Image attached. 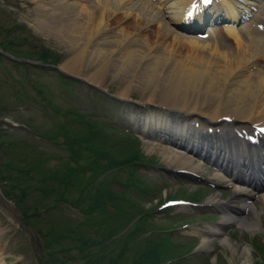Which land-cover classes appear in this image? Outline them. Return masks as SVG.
Instances as JSON below:
<instances>
[{
    "label": "rangeland",
    "instance_id": "1",
    "mask_svg": "<svg viewBox=\"0 0 264 264\" xmlns=\"http://www.w3.org/2000/svg\"><path fill=\"white\" fill-rule=\"evenodd\" d=\"M36 1L0 0V46L2 45L13 51L19 60L25 59L27 62H32L30 65L25 63L17 65L9 58H3L2 63L0 62V177L7 176L8 171L12 174H8L12 179L0 181L1 185H8L7 189L2 185L1 190L6 196H8V190L14 195L12 199L15 202H12V204L16 206L18 214V210L23 211L22 208H28L29 214L32 213V215L41 214L35 219L31 217L27 228V226H23L22 223L19 224L15 220L13 221V219L8 218L6 213L2 214L0 211V257L4 258L1 264H39L38 255H40V252L37 249L41 243L43 246L50 245L42 248L41 257H45L44 261L49 256L46 264H54L56 256L61 259L68 255L71 257L64 259L63 264H84V260L79 259L80 251L74 247L75 243L79 244V234L83 235L85 232V236L96 239L95 244L92 243L89 246L94 261L97 256L103 254L117 255V252L124 245L133 246L131 250L137 245H140L143 249L147 244H150L148 243L149 240L157 239L159 235L163 237L162 243L168 242V234H158L145 240L148 229L153 230L156 228L174 230L171 236V244L173 245L182 240L185 246L189 247V243L194 242L197 250L193 251L191 255L198 254V251H201L200 242L202 238L198 241L197 238L193 239L195 237H191L192 234L195 235L194 228L199 231L209 230L211 225L215 226L219 223L222 216L214 211L211 206L199 207V209L194 210L192 206L188 205L186 208H169L165 212L161 209L167 206L165 202L169 199L168 197L188 199L189 197L186 198L185 195L191 191V194L195 192L194 196L204 203L210 194L215 195L217 192H212V190L206 188L207 186L195 187L190 181L181 184L177 180L179 176L171 179L175 177L171 173V176L165 173L160 175L164 178V183H160V178L155 173L158 170L155 165L159 168L166 167L169 169L177 167L169 164L160 152V147H164L165 144H160V147L157 146L152 149L151 147L155 141L146 144L139 138L140 143L131 136L126 135L127 138L122 136V133L118 134V132L113 131L110 134L115 139H121H116L121 149L113 150L117 163L110 162L108 158H105L104 152H101H108L112 149L110 142L105 143V139L110 138V136L105 135L108 130V127L104 124L105 121L110 126L112 123L109 121L114 120L119 126H123L120 129L132 127L131 118L145 115L148 107L151 110L160 109L159 106L163 104L165 94L173 91L174 86L171 85L173 80H179L182 77L183 66L176 61L179 64L177 67L179 66L180 71L175 73H179V76L172 77L173 70L161 66L159 72L152 75V81H148L147 77H149L150 72L143 68L144 63L140 61V53L137 57H133L135 63L129 62L132 57L131 52L123 50L121 46L116 47L114 45L116 44L115 41L130 38L136 40L135 43L138 42L136 47L138 50L141 41L149 40L152 36V33H145V30L142 29L145 24L141 22L149 16L151 20L157 19L154 15L155 11H151V14L147 13L146 17L145 11L143 12L137 8L134 12H131L132 14H129L127 20L123 21V18L120 17L126 15L124 13L126 10L114 6L113 9L117 10L118 8V10L114 12L106 28L110 30L109 35L115 32V38L113 37V41H110L109 45H104L105 41L101 40L102 43L96 47L97 51L93 47L96 44L93 40L98 32L94 34L92 27H90L91 11L89 9L86 10L88 12L84 13L86 21L81 20L84 17L83 15L80 18L77 17L80 22L76 20L72 25L70 16L80 6L77 7V4H71V6L66 4L64 0H38L41 4ZM83 2L84 0L78 2V4L81 5ZM131 2L132 0L129 3L133 6L135 2ZM64 4H66L65 7ZM139 14L140 16L144 15L140 17ZM40 19L42 20L40 21ZM112 19L115 23L111 21ZM84 22L86 23L84 25L85 29L83 25H80ZM68 26L71 28H68ZM137 27L140 28L137 29ZM67 28L73 30L68 32ZM106 28L103 29L104 32ZM125 30L127 31L124 33ZM92 34H94V38H91ZM83 36L84 39H82ZM212 38L210 37L207 40L211 42ZM230 45L233 47V43H230ZM75 46L79 48H75ZM85 46L87 49L84 48ZM116 48L118 53L114 52L117 50ZM120 52L122 57L116 58L120 55ZM151 53L149 51L147 55L149 56ZM43 55H45L44 61L39 60V57ZM76 55H79L82 60H79ZM112 55L116 57H112ZM73 56H76L75 59ZM123 57L127 63L122 62ZM113 58H116V61ZM184 58L185 55L181 57V60L187 63L188 59ZM177 59L180 61V57ZM74 61H77V63ZM65 62H69L73 67H67ZM44 63H46L45 66ZM112 63L115 64V67ZM129 63L132 64L129 65ZM61 66L67 68L63 69ZM68 68L70 69L67 70ZM262 68L263 66H256L254 72L252 71L254 69H251V71L246 70L245 75L247 74L249 77L253 75L256 79L261 78ZM73 69L75 72H70L74 71ZM124 72L126 75H124ZM141 73L142 75H140ZM165 73L169 74L166 75ZM245 75L243 76L244 79L246 78ZM253 81L256 80L253 79ZM262 82L264 83L263 80ZM89 85L92 87H88ZM165 87L167 88L165 89ZM95 91L111 93L121 102L118 105L113 104L114 106L112 105V108L104 114L103 112L98 113L101 107L106 108L109 105L102 102L100 97L98 98L99 94L97 95ZM95 101L98 103H95ZM141 102L148 103L149 106L147 108L140 107L138 104H142ZM134 106L139 108L135 113L133 111ZM91 119L99 122V130L89 127V123H92ZM245 127H248V124H245ZM126 139L133 141L139 152V158L135 161H154V163H145L143 166L136 164L134 170L127 167L126 162L121 166L124 150L130 147ZM60 142L65 145V148L62 147ZM68 142L70 143L69 149L67 148ZM82 147L96 152L94 155L96 160L91 163L90 167L87 166L92 160V153L82 150L83 157L77 166L78 170H81L80 181L76 182L77 186H70L68 183L70 174L73 171L72 165L78 161ZM100 152L101 155L99 156ZM193 163L197 164L200 161L194 158ZM5 165L6 167L10 165L12 169L7 170ZM200 167L201 170L198 171L201 174L207 177L213 175L209 170V164H201ZM194 174H197V172ZM10 184L14 188H11ZM20 188L23 196L26 195L22 199H18L17 195ZM145 188L146 191L144 192ZM214 190H219V188ZM231 192L232 187L224 191L225 201L230 198ZM159 204H162V206H159ZM253 205L252 207L256 211H260L259 203L254 202ZM116 211L119 214H124L126 222L116 223L113 227L111 240L108 239V235H105L103 240L101 236H103L102 232L105 226L104 219L110 226L114 218L108 217L107 213L111 215ZM250 213L252 214V212ZM260 214L256 221L258 227H255L253 232L246 229L241 232L240 227L233 224L226 231H223L221 237L215 239L212 246L210 243L211 249L206 251L209 252L210 257L197 259V261L186 264H245L247 257L243 254V249L246 247L249 248L248 261L251 264H264V255L259 254L261 248L254 250V246L260 245L258 242L264 243V211ZM22 215L27 217V213L22 212ZM189 220L191 222L189 225H181L185 221L189 222ZM29 228L34 231L29 230ZM182 236L191 237L193 240L183 239ZM223 237L239 249L232 252L231 249L226 248L222 244L223 241H221ZM53 238L55 242L52 243ZM50 247L63 248L67 251L70 247H74V249L63 254L62 250L56 252ZM170 250L174 252V250ZM171 256L174 257L175 255L167 257L170 258ZM129 257V255H125L123 260ZM181 262H184V260L180 257L179 262L175 264Z\"/></svg>",
    "mask_w": 264,
    "mask_h": 264
},
{
    "label": "bare ground",
    "instance_id": "2",
    "mask_svg": "<svg viewBox=\"0 0 264 264\" xmlns=\"http://www.w3.org/2000/svg\"><path fill=\"white\" fill-rule=\"evenodd\" d=\"M64 1L66 2V4H77V7L80 6V8H77V10H75L76 12H73V14L70 16L72 25L74 24V21L78 19L77 17L80 18L84 15V13L88 12L86 10L89 9L91 11L90 27H92V31L94 32V34L98 32L96 33L95 38L94 34H92L91 37L94 38L95 41L93 40V42L96 43L93 45L94 48L98 47L102 43L101 40L105 41L104 45H109L110 41H113V37L115 38V32L109 35L110 30L106 28V25L107 23H109V20L112 18L114 12L118 10V8L117 10H114V6H118L121 10H126L124 12L126 15L120 17L123 18V21L127 20L129 18V14H132L131 12H134V10L137 8L143 12L145 11V15L147 13L151 14V11H155L154 15L157 19L151 20V18H149L150 16L148 15L149 17L145 21L141 22L145 24L142 28L145 30V33H152V36H150L151 38H149V40H145L143 42L141 41V43L139 42L140 44L138 50L136 49L138 42L135 43L136 40L134 41L130 38L127 40L121 38L122 41L118 42L114 40L116 42V44L114 45L116 47L121 46L123 50L131 52L130 55H132V57L129 59V62L135 63L134 56L137 57V55H139L140 53V61L141 63H144L143 68L150 72L149 77H147L148 81H152V75H155L157 72H159L158 70L159 68L161 69V66L173 70L172 77H176L179 73L176 74L175 72L180 71L178 68L179 66L177 67V65L179 64L176 63V61L180 62V65L183 66L181 71L182 77L179 78V80H173L171 84L174 86L173 91L171 92L169 90L170 92L168 94H165V96L163 95V102L161 101L163 104L160 106L159 110L148 112L146 113L147 115L142 116V118L140 119L133 118L136 129L142 136H144V140H146V138H154L157 139L158 142L166 141L171 146H173L168 147L167 145H165L164 147H160V152L165 156L169 164L177 165V168L188 169L190 173L191 171H197V169L200 168V164H193V158L194 156H199L201 158L200 154H203L204 157L208 156L209 159H212L211 162H213V164H215L217 168H219V163L224 164V162H226L228 163L227 166L232 165L233 170H237L238 172H240L241 170L247 173L245 177L240 175L244 173H240L234 176L232 197L240 201L242 200L244 203L252 197H255L261 205V211H264V179L256 177L255 173L257 172L254 173L251 170V166L253 164H259L260 161L264 158V149L260 145L256 146L255 148L252 145L248 148L241 136L234 134L235 130L237 131L239 129V123H249L264 127V83L262 82V80L264 81V0H211V2L214 3L216 1L217 4H213L211 10H209L208 12L209 16L206 15L205 19L211 18L213 15H215L214 18H220L221 21L225 20L222 23H217L218 26L221 27L218 29H212L213 27L209 25L213 22H217L215 21V19H211V21L208 22V32H206V30H204V32L211 34L210 37H213L211 42L203 37V31L201 32V30L205 27H195L193 25V22L185 23L183 21L184 12H186L191 3H194L196 0H132L131 3L135 2L133 6L129 3L131 0H84L81 5H79L78 2L83 0ZM39 2L40 1H38L37 3ZM66 4H64V7ZM39 6L42 7V5ZM203 6V3L201 2L195 5V9L199 14L202 13ZM41 11L44 12L43 10ZM239 12L241 14H245L247 17L240 24H236ZM199 14H197L196 16H198ZM143 15L140 17H143ZM249 15L251 16L248 17ZM85 19L86 18L84 15L81 20ZM41 20L42 19H40V21ZM111 21L114 22L113 19ZM84 23L80 25H83L84 27V25H86V23ZM254 24L256 25V27ZM260 25L263 27L262 32H260L258 27ZM68 28L71 27L68 26ZM105 28L106 31L104 32L103 29ZM138 28L140 27H137V29ZM70 30L68 29L67 31L71 32L73 29L71 31ZM126 31L127 30H125L124 33ZM77 33L79 32L77 31ZM118 34L116 35V37L118 36ZM84 38L85 37L83 36L82 39ZM75 43L78 44V42L76 41ZM230 43H233V47L230 45ZM80 45L82 46L83 44ZM75 48L79 47L75 46ZM84 48H86V46ZM149 51L152 53L148 56L147 54ZM114 52L118 53V49ZM120 55L117 57L115 55L114 56L116 58H121L122 55ZM183 55H185V58L188 59L187 63L181 60V57H183ZM76 56L79 58V60L81 59L79 55ZM114 56L112 55V57ZM179 57L180 61L177 59ZM69 62H65V64L67 67L71 66L72 68L73 65H70ZM122 62L127 63L124 60V57L122 58ZM261 62H263L261 64V66H263L261 78L259 77L256 79L253 75H251L250 77L247 76V74L245 75V73H247L246 70L251 71V69H254L256 66L261 67ZM75 63H77V61ZM131 64L132 63H129V65ZM61 68L65 69L64 66H61ZM69 69L70 68H68L67 70ZM252 71L254 72L255 69ZM70 72H75V70ZM133 73L135 72L133 71ZM165 74L168 75L169 73ZM124 75H126L125 72ZM140 75H142V73ZM244 75L246 76L245 79L243 77ZM253 79L256 81H253ZM166 88L167 87H165V89ZM146 105L149 104L146 103ZM226 116H230L233 122L223 124L224 122L221 121L220 118H225ZM200 118L205 123L207 122V128L209 127L216 129L220 127V129H222L223 133L219 135L220 139L216 140L214 136H210L209 134L202 132L200 126L198 128H193L191 126L188 127V125L194 124L195 121ZM155 144L156 143H154L151 147L152 149L157 147V145ZM208 149L211 151V153ZM261 175L264 176V172L261 173L260 176ZM209 179L210 181H212V183H219L221 180L224 181L221 173L211 175ZM210 196L206 200V202H204L205 205L213 206V209L223 211V217L215 227L213 226L211 227V229L206 230L205 232L203 231V239L200 243V249L202 248L205 250H209V248L211 247L210 243L212 242L214 237L221 235V228L223 227L228 228L232 224H235L238 225L240 227L239 229L242 231L244 229L253 231L255 227H258L256 225V221L258 219V216H260V211H256V209L252 207L251 211H253V213L252 215L250 213H247V217L228 215V212L231 211V209H233L236 214L240 215L242 214V211L246 212L251 208L247 204H243V206H235L232 204L230 205L228 202L221 201L222 198L219 195ZM8 207H11V205H9ZM221 241H223L222 244L226 248L231 249L232 252L236 249H239L234 244L231 245V243H229L224 237ZM248 249L249 248L247 247L243 249V254H245L247 257V259H245V264H251L248 261ZM3 260L4 259L0 257V264L3 262Z\"/></svg>",
    "mask_w": 264,
    "mask_h": 264
},
{
    "label": "trees",
    "instance_id": "3",
    "mask_svg": "<svg viewBox=\"0 0 264 264\" xmlns=\"http://www.w3.org/2000/svg\"><path fill=\"white\" fill-rule=\"evenodd\" d=\"M46 55V54H45ZM45 55H43L42 57H39V60H42L44 61L45 59ZM68 90V89H67ZM69 91V90H68ZM92 121V120H90ZM99 124H97V122L95 121H92V123H89V127L90 128H93V129H96V130H99L100 128L97 126ZM106 136H109V135H106ZM118 140H121L120 138H116ZM115 139L114 136H110V138L108 139H105V143H108L110 142V147L112 148L110 151L108 152H105V151H101V152H104V156L105 158H108L110 160V162L114 161L117 163V158L115 153L113 152V150H119L121 149L119 142ZM126 142L129 143V148L125 149L124 150V153H123V160H121V162H126V165L127 167L131 168L134 170V166H131L133 162H137L135 161L136 159H138L139 157V152L137 151L136 149V146H134V142L126 139ZM103 149V148H101ZM87 152L89 153H92V160L87 164V166L90 167L91 163L96 160L95 159V154L96 152L94 151H91V149L89 150H86ZM101 152L99 153V156L101 155ZM82 152H80V155H79V158H78V161H76V163H73L72 165V172L70 174V179H69V185L73 186H77L78 184L76 183L77 181H80V172L81 170H78V163L80 162V160H82ZM142 163L144 162H137L138 165H141ZM8 164V163H7ZM5 168L8 169H12V167L10 165H8L6 167L5 165ZM90 169V168H89ZM8 174H11L9 171H8ZM7 174V176H4V177H0V181L1 180H9V179H12L11 176H9ZM12 175V174H11ZM65 181V180H64ZM67 183V182H66ZM5 185V184H3ZM11 188H14V186H11V184L9 185ZM3 187H6V189L8 188V185L7 186H3ZM144 191V190H143ZM10 193V190H8L7 192V195ZM23 192L21 191V188L19 189L17 195H18V199H22V197H25L26 195L23 196L22 194ZM20 205V204H19ZM22 206V205H21ZM22 212L23 213H27V217H23V219L25 221H28L30 219V216H33V215H30L29 214V209L28 208H22ZM107 216L108 217H113L114 220H113V223L110 224V226H108L107 222H106V219H104V222H105V226H104V231L102 232L103 233V236L105 235H108V239L111 240V238L113 237V227L115 226L116 223H125V218H124V214H119L118 211H116L115 213L109 215L107 213ZM86 234L84 233V235H81L79 236V242L80 244H82L83 246H81L83 249H80V253L81 255H83L82 259L84 260V264H152L154 261V256L157 254L156 252H154L150 245L153 246L155 244H147L145 246V248L141 249L142 247L140 245H137V247H135L133 250H131L133 248L130 247V245H124L122 247L121 250H119V252H117V257L115 256H110V255H100V256H97L95 258V260L93 261V254L92 252L90 251L89 249V246L92 245V243L94 242V240H92L91 238H89L88 236H85ZM52 243L55 242V240H52L51 241ZM173 246V248H175V245L171 244ZM131 250V251H130ZM63 254L64 253H69V251L67 250H64L62 252ZM129 255L130 257L125 259V260H122L120 259V255ZM67 257H71L70 255L68 256H65L64 258H61V259H58L57 256L55 257L54 259V264H63V261L64 259H66ZM110 257V258H108ZM112 257H115V258H112ZM106 258H108L106 261H104Z\"/></svg>",
    "mask_w": 264,
    "mask_h": 264
},
{
    "label": "water",
    "instance_id": "4",
    "mask_svg": "<svg viewBox=\"0 0 264 264\" xmlns=\"http://www.w3.org/2000/svg\"><path fill=\"white\" fill-rule=\"evenodd\" d=\"M2 196L3 195H1V193H0V205L3 206V207H6L7 206L6 204H8L9 202L5 201Z\"/></svg>",
    "mask_w": 264,
    "mask_h": 264
},
{
    "label": "flooded vegetation",
    "instance_id": "5",
    "mask_svg": "<svg viewBox=\"0 0 264 264\" xmlns=\"http://www.w3.org/2000/svg\"><path fill=\"white\" fill-rule=\"evenodd\" d=\"M6 52H9L12 54V51H10V50H6ZM6 55H10V54L6 53Z\"/></svg>",
    "mask_w": 264,
    "mask_h": 264
},
{
    "label": "snow or ice",
    "instance_id": "6",
    "mask_svg": "<svg viewBox=\"0 0 264 264\" xmlns=\"http://www.w3.org/2000/svg\"><path fill=\"white\" fill-rule=\"evenodd\" d=\"M205 2H207V0H205ZM189 15H191V13H189ZM261 132H264V129H261Z\"/></svg>",
    "mask_w": 264,
    "mask_h": 264
}]
</instances>
